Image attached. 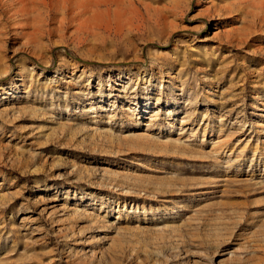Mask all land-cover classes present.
I'll return each instance as SVG.
<instances>
[{
    "label": "rangeland",
    "instance_id": "rangeland-1",
    "mask_svg": "<svg viewBox=\"0 0 264 264\" xmlns=\"http://www.w3.org/2000/svg\"><path fill=\"white\" fill-rule=\"evenodd\" d=\"M45 1L0 0V264H264V0Z\"/></svg>",
    "mask_w": 264,
    "mask_h": 264
},
{
    "label": "bare ground",
    "instance_id": "bare-ground-1",
    "mask_svg": "<svg viewBox=\"0 0 264 264\" xmlns=\"http://www.w3.org/2000/svg\"><path fill=\"white\" fill-rule=\"evenodd\" d=\"M49 1H52V0H49ZM49 1H47V3H49ZM55 1V0H54ZM57 1V0H56ZM59 1H61V0H59ZM94 1V0H93ZM100 1V0H99ZM62 2V3H61ZM60 3V5H61V9H62V7H63V9L66 11L67 10V12L68 13H70V15L71 16H75V19H76V15H78L77 17H79V15L80 14H83V13H85V12H88V10H91L92 8L90 7L91 5H93L94 3L92 2V0H62ZM103 2H104V0H103ZM110 2V1H109ZM52 3H53V1H52ZM51 3V4H52ZM58 3V2H57ZM97 3V2H96ZM46 4V1L45 0H3V3H2V7H1V10H2V12H3V14L5 15V17H6V19L7 20H9V22H10V24L12 23L13 24V22H15L16 20H19V19H23V18H26V19H24V21L25 20H27L28 21V19H27V17H28V15L30 16V14H32V12H34V11H37V13H39L38 12V10L41 8V7H44V5ZM50 4V3H49ZM48 4V5H49ZM55 4V3H54ZM59 5V6H60ZM1 6V5H0ZM56 7H57V4L55 5ZM116 6V5H115ZM50 6H48V8H49ZM53 6L51 5V8H52ZM55 8V7H54ZM91 8V9H90ZM50 9V8H49ZM43 10V9H42ZM54 10H57L56 8L54 9ZM59 11V10H58ZM94 11V10H93ZM57 12V11H56ZM95 13H97V15H98V12H96V11H94ZM89 14H91V13H89ZM89 14H87V16L89 15ZM94 14V13H93ZM84 15H86V14H84ZM92 15V14H91ZM96 15V16H97ZM70 16V17H71ZM83 17L82 16V18H89V17ZM95 16V17H96ZM33 17V16H32ZM63 17V16H62ZM61 17V18H62ZM99 17V16H98ZM163 17V16H162ZM37 18H39V17H37ZM81 18V17H80ZM33 19V18H32ZM59 19V18H58ZM69 19V18H68ZM84 19H81L82 21L84 20ZM53 20V19H52ZM72 20H74V18L72 19ZM92 20V19H91ZM4 21V20H3ZM32 21V20H31ZM86 21H88V20H86ZM85 21V22H86ZM5 22V21H4ZM21 22H23V21H21ZM69 22V21H68ZM92 22V21H91ZM28 23V22H27ZM32 23V22H31ZM30 23V24H31ZM71 23V22H70ZM82 23V22H81ZM0 24H1V22H0ZM29 24V25H30ZM57 24V23H56ZM69 24V23H68ZM87 24V23H86ZM19 25V24H18ZM23 25V24H22ZM28 25V24H27ZM73 25V24H72ZM77 25H78V23H77ZM82 25H85L84 23H82ZM16 26V25H15ZM26 26V25H25ZM74 26V25H73ZM4 27H6V26H4ZM19 27H20V25H19ZM30 27V26H29ZM42 27V26H41ZM74 27H76V26H74ZM24 29V28H23ZM42 29V28H41ZM52 29V28H51ZM77 29V28H76ZM85 29V28H84ZM83 29V30H84ZM37 30H39L38 29V27H37ZM44 30V29H43ZM47 30V29H46ZM60 30V29H59ZM81 30V29H80ZM52 31V30H51ZM61 31V30H60ZM85 31V30H84ZM83 31V32H84ZM87 32V31H86ZM22 33V32H21ZM49 33H50V31H49ZM27 34V33H26ZM29 34V33H28ZM35 34V33H34ZM34 34H32V35H34ZM58 34V33H57ZM63 34V33H62ZM42 35H44V34H42ZM42 35H41V37H42ZM51 35V34H50ZM81 35V34H80ZM61 37V36H60ZM23 38V37H22ZM42 39V38H41ZM24 41V40H23ZM31 42V41H30ZM21 44V43H20Z\"/></svg>",
    "mask_w": 264,
    "mask_h": 264
}]
</instances>
